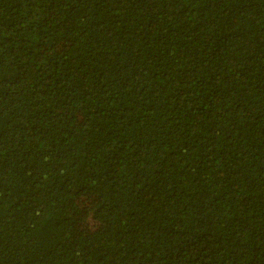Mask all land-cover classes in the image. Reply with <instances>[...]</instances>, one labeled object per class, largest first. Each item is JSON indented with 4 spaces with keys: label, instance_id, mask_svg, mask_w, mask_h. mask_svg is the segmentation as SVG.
I'll return each mask as SVG.
<instances>
[{
    "label": "trees",
    "instance_id": "1",
    "mask_svg": "<svg viewBox=\"0 0 264 264\" xmlns=\"http://www.w3.org/2000/svg\"><path fill=\"white\" fill-rule=\"evenodd\" d=\"M0 264H264V0H0Z\"/></svg>",
    "mask_w": 264,
    "mask_h": 264
}]
</instances>
